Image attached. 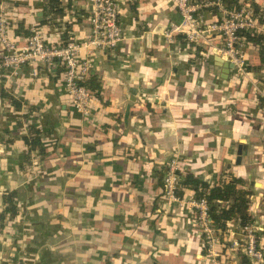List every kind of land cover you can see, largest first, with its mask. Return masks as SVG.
<instances>
[{"label":"crops","instance_id":"1","mask_svg":"<svg viewBox=\"0 0 264 264\" xmlns=\"http://www.w3.org/2000/svg\"><path fill=\"white\" fill-rule=\"evenodd\" d=\"M60 2L63 16L43 25L44 0L2 2L8 37L23 46L29 37L17 28L35 26L59 48L68 36L63 43L81 45L79 57L91 60L87 80L97 78L99 96L92 93L85 119L63 89L61 67L38 77L31 67L0 69V264H243L233 247L238 220L218 236L219 256H209L185 206L194 194L183 189L182 203L167 201L163 177L176 159L182 177L242 179L264 247V67L243 76L225 67L216 34L167 42L179 21L173 0H116L123 39L112 50L88 46L87 0ZM210 7L198 12L205 25L219 20V6ZM244 59L245 68L258 66V50L247 43ZM30 126L40 129L33 149L24 141ZM9 193L14 215L4 213Z\"/></svg>","mask_w":264,"mask_h":264},{"label":"built area","instance_id":"2","mask_svg":"<svg viewBox=\"0 0 264 264\" xmlns=\"http://www.w3.org/2000/svg\"><path fill=\"white\" fill-rule=\"evenodd\" d=\"M91 11L89 14L90 34L88 46L93 49H115L123 39V30L119 23V9L116 0H87ZM179 14V21L171 23L164 33V39L172 42L175 37L182 35L188 42H195L216 34L222 41L218 54L233 65L239 76L246 74L244 47L247 44L241 32L257 33L264 37V27L258 17L246 5L239 9H225L220 0L210 3H191L189 0H173ZM216 7L219 20L205 25L198 12L204 8ZM9 18L0 13V69L9 73H16L25 67H31V75L38 77L41 72H51L62 68V83L64 91L70 96L71 103L81 117L91 116L90 103L93 94L84 85L86 82L91 60L79 57L81 45L67 43L63 47H50L36 29L30 28V36L23 46H18L8 37ZM264 112V102L262 106ZM183 177L176 159L170 161L163 177V197L173 203H182L177 192L183 190ZM188 211L193 213V225L196 232L204 241L207 254L216 258L218 236L221 231L214 229L208 216V204L204 199L192 198L185 203ZM242 237L233 240V247L239 249L246 258V264H264V248L258 243V228L249 226L241 228ZM225 239V237H221ZM15 264H35L31 260H21Z\"/></svg>","mask_w":264,"mask_h":264},{"label":"trees","instance_id":"3","mask_svg":"<svg viewBox=\"0 0 264 264\" xmlns=\"http://www.w3.org/2000/svg\"><path fill=\"white\" fill-rule=\"evenodd\" d=\"M5 0H0V4ZM222 5L225 9H239L242 5L248 6L258 17L259 23L264 27V8L259 7L254 1L251 0H221ZM60 0H44V20L40 23L49 24L50 15L62 17L63 12L60 8ZM217 14L216 9L212 10ZM67 29V28H66ZM16 33L19 36L29 37L30 32L26 31L23 26L18 27ZM67 34V33H64ZM241 36L245 38L247 43L255 47L258 50V66L246 67V70H252L254 72L259 71L264 67V37L260 34L241 32ZM178 38L182 36H177ZM183 38V37H182ZM69 40L66 35L62 36V41ZM62 42V47L66 43ZM17 44V43H16ZM18 45V44H17ZM20 46V45H18ZM61 70V69H60ZM61 72V71H58ZM84 85L91 92L96 94L100 91V86L96 77L86 80ZM2 96H6L2 94ZM13 104L19 109V103L12 99ZM25 143L31 148L40 146V129L35 127H29V137L24 139ZM244 182L240 178L231 177L228 182H220L217 184L210 185L207 182L196 178L191 173H186L183 176L182 186L194 194L196 200L204 199L208 204V216L211 225L218 231L226 230V224L232 220H238L240 227L245 228L251 226L253 220L248 213L249 209V198L248 193L243 189ZM178 197L183 196L182 190L177 192ZM15 193H9L4 197V204L6 205L4 213H10L14 215L16 212L14 202ZM264 248V247H263ZM247 261H243L246 264Z\"/></svg>","mask_w":264,"mask_h":264},{"label":"water","instance_id":"4","mask_svg":"<svg viewBox=\"0 0 264 264\" xmlns=\"http://www.w3.org/2000/svg\"><path fill=\"white\" fill-rule=\"evenodd\" d=\"M38 16L41 17V14H39ZM225 67H233V65H232V64L229 65V64L226 63V64H225ZM241 147H242V146H239V147H238V151H237V160H236V163H237V164H240L241 152H242ZM0 250H1V247H0Z\"/></svg>","mask_w":264,"mask_h":264},{"label":"rangeland","instance_id":"5","mask_svg":"<svg viewBox=\"0 0 264 264\" xmlns=\"http://www.w3.org/2000/svg\"><path fill=\"white\" fill-rule=\"evenodd\" d=\"M259 233V232H258ZM241 237H242V234H241ZM241 237H240V239H241ZM260 242V240H258V243Z\"/></svg>","mask_w":264,"mask_h":264}]
</instances>
